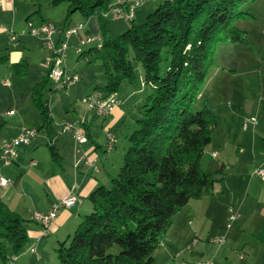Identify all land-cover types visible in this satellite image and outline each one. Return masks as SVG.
Instances as JSON below:
<instances>
[{
	"label": "trees",
	"instance_id": "1",
	"mask_svg": "<svg viewBox=\"0 0 264 264\" xmlns=\"http://www.w3.org/2000/svg\"><path fill=\"white\" fill-rule=\"evenodd\" d=\"M250 1L162 0L143 23L130 21L127 30L107 39L101 14L110 0H69L70 13L98 18L102 44L87 52L102 62L105 94H117L127 83L141 88L142 96L121 165L108 186L99 185L90 194L91 211L56 249L58 264H151L173 217L190 200L209 194L216 179L202 157L216 119L208 109L194 112L192 107L215 65L218 45L247 43L236 22L250 17L244 10ZM6 62L0 57V64ZM25 67L19 62L10 69L23 75ZM49 81L45 72L31 100L40 115L37 130L46 132L57 161L53 119L43 95ZM27 224L0 197L3 260L7 248L19 253L27 245ZM114 247L117 253L111 252Z\"/></svg>",
	"mask_w": 264,
	"mask_h": 264
},
{
	"label": "crops",
	"instance_id": "2",
	"mask_svg": "<svg viewBox=\"0 0 264 264\" xmlns=\"http://www.w3.org/2000/svg\"><path fill=\"white\" fill-rule=\"evenodd\" d=\"M27 7L16 4L14 0H0V57L7 58L6 63L0 64V90L9 98L6 102H2V97L0 100V141L15 137L22 126L37 128L40 125V115L31 100V94L33 88L45 76L48 49L42 46L43 42L40 38L27 34L19 36L15 43H11L9 32L10 30L18 32L16 27H19L20 32L26 29V24L18 20V10L26 9L25 16L29 19L32 10ZM49 21L48 18H41L40 24ZM79 22L84 25L79 24L82 29L74 35L75 38L100 36L97 17ZM254 22L255 25L245 32L247 43L224 45L226 46L223 47L226 51L224 61L220 62L217 59L215 62L217 69L227 67L224 72L234 74L232 78L238 71L245 76L243 87H237L238 91L232 88L230 92L233 97H239L238 109L242 108L244 111L250 109L251 112L255 110L254 114L245 117L255 118L257 122L249 127L255 129L249 140L250 152L242 155L243 149L238 145L237 156L230 163L225 156L220 157L221 160L217 159L221 154L219 152L224 153L225 142H221V146H217L219 147L217 149L212 148L209 153L211 160L205 166L211 173L209 166L213 163V159L217 160L215 161L217 176L214 177L211 173L216 181L209 194L190 200L173 217L164 238L154 251L151 264H198L207 261H211L212 264H239V253L245 256L248 264H264V184L253 183L245 178V170L253 171L257 167H264V138L259 136V133L264 134V131H261L264 130V28L257 23L256 18ZM63 31V28L57 29L52 40L54 42L62 40ZM82 57L87 62L94 59L92 53L87 51H83ZM19 62L26 66L23 70L24 74L20 75L22 78H28V71L32 65L41 68V71L36 73L35 80H32L26 92L24 91L23 98L20 97L19 84L11 83L14 72L10 66ZM65 67H68L66 62ZM94 68H98L96 61L91 63V71L85 72L83 77L80 76L78 83L68 90L69 95L73 92L76 94L77 91L89 94L97 90L108 96L102 88L94 86L95 82L100 80L92 71ZM76 70L77 68L69 71L77 73ZM51 83L49 81L45 87L48 94H45L44 89L43 95L45 99L49 95L46 100L53 119L52 144L56 149L57 161L50 155L46 132L40 130L28 146L18 149L17 157L11 165L3 167L0 163V175L8 180L4 187H0V197L12 212L28 221L27 235L35 240L36 244L50 235L55 237L58 244L65 241L66 237L72 235L81 218L91 211L90 194L99 185L108 186L110 179L115 176V171L116 173L118 171L115 165L108 167L103 163L106 153L110 152L106 150V134L111 131L110 127L116 126L124 119L126 113L122 106L127 99L133 93L142 96L141 88L122 83L124 87L126 86V97L119 98V94H116L121 103L107 116L108 126L101 130L105 145V149H102L103 147L93 142L98 137L91 129L97 122L96 116L92 117V113L83 109L81 105L75 106L74 101L68 103L69 107L62 101H54L53 104L50 101L51 92H55L58 88ZM77 97L75 95V100ZM59 110L62 112V120L56 114ZM63 124H70L72 128L64 132ZM127 126L129 129L126 135L133 124ZM80 130L86 133L87 141L84 143H78L73 137V133ZM215 130H218L217 122ZM125 140L124 148L128 146L126 136ZM211 144L212 141L205 150ZM99 150H103L102 158L98 157ZM31 162L34 164L31 165ZM99 162L102 164L101 167ZM42 190L45 195H41L44 194ZM69 194L75 195L76 202L71 207L59 209L57 217L44 233L39 224L32 220L33 214L37 211H48ZM26 195L31 197L29 201L24 200L27 198ZM20 196L25 198L21 200ZM229 209L238 211L239 217L226 233L224 243L220 246L215 245L211 240L215 236L222 235ZM194 239L198 240L195 244L192 243ZM32 247L36 249V246ZM30 248L28 247L27 250L29 251ZM32 254L39 257L37 249ZM13 258L15 260L11 264L17 261L16 256L11 260Z\"/></svg>",
	"mask_w": 264,
	"mask_h": 264
},
{
	"label": "rangeland",
	"instance_id": "3",
	"mask_svg": "<svg viewBox=\"0 0 264 264\" xmlns=\"http://www.w3.org/2000/svg\"><path fill=\"white\" fill-rule=\"evenodd\" d=\"M16 4H20L21 6L27 7L30 11L29 19L26 18L25 13L26 9L18 10V20L22 24H33L34 27H40L41 24V18H48L50 20L49 22L52 23L57 29L63 28L64 30L67 29H73L77 27L79 24L84 25L83 23H80L79 21H85L86 18L82 15L80 11H75L73 13H70V7H69V0H14ZM129 1H135V0H129ZM162 0H145V2L139 6L135 10V19L134 24L140 25L143 23L145 17L153 12L161 3ZM22 9V8H21ZM244 10L249 13L250 17L239 20L236 22V27L244 32H247L248 28L255 25L256 22L255 18L257 19V23L260 24L262 28H264V0H253L247 3L244 6ZM41 17V18H40ZM39 21V25H38ZM107 21V39H114L117 36H119L121 33H123L130 25V22L125 20H106ZM9 22V21H8ZM16 30L18 32H14L15 34L20 33L19 27H16ZM11 31V30H10ZM99 30V35L100 34ZM76 36H73L69 40L68 48L66 50V64L68 65V70L77 68V75L80 79V76L83 77L85 72L91 71V63L96 61L98 68H94L92 70L98 79H100L98 82H95L94 86L96 87H104L105 85V74H104V68L102 67V62L100 60L92 59V61H85L84 57H82L83 54L82 51H88L90 47H95L96 45H85L79 47V52L76 50L75 47L78 44ZM85 37V36H84ZM224 45H232L231 43H225V44H219L215 53L214 61L218 59V61H224V58L226 57V51L223 47H226ZM237 45V44H236ZM43 46V44H42ZM229 47V46H228ZM238 47V46H234ZM78 48V47H77ZM48 53L47 58H50L51 52L49 50H46ZM41 61H38L40 63ZM216 65V63H215ZM213 65L210 67L208 71V75L206 78V81L204 85L201 88L200 96L196 103L193 105L192 110L198 111L203 108L208 109L216 119V122L218 123V130H215L212 134V144L210 147H208L204 151V155L202 157V165L205 166L208 161L211 160L209 157V153L211 152L212 148H219L217 146L220 145L221 142L224 143V153L221 151L219 152L220 156H218V160H221V158H224L228 160V162L232 163V160L236 158L237 153L236 149L238 145H241V148L243 151L241 152L242 155L249 154L250 152V146H249V140L252 132L255 131V129H248V130H242L241 125L243 123V120L246 116H250L248 114H254V111H244V109H238L237 105L239 102V97H233L230 90L233 88L236 91H238L236 88H242L245 81V76L241 71H238L237 74L232 78L234 74L224 72V70L227 69V67H220L222 69H217L216 66ZM137 71L139 74H141L142 69L137 64ZM226 68V69H225ZM39 70V71H38ZM41 71V68L36 66H31L30 70L28 71V78H22L20 75L13 73L12 76V84H16V82L19 84L18 89L21 92L20 97L23 98L24 91L26 92L27 88L30 85V82L32 80H35L36 73L38 74ZM24 77V76H23ZM1 80V79H0ZM79 81V80H78ZM77 81V83H78ZM140 82V80H138ZM1 83V81H0ZM52 84V83H51ZM54 87L55 84H53ZM76 85V84H75ZM1 87V85H0ZM126 87V86H125ZM125 87L122 84L120 87V90L118 92L119 98L126 97ZM73 88V87H72ZM1 89V88H0ZM3 89V88H2ZM59 89V90H58ZM55 92H51V100L54 104V101L60 102L62 101L64 105L69 107V102H73V104H76L75 106L81 105L83 109L87 110V97L88 95L100 92V91H92L89 94L87 92L81 93L80 91H77L76 94L74 92L72 94H68L69 91H65L63 89L58 88ZM71 89V88H70ZM69 89V90H70ZM91 90V89H88ZM87 90V91H88ZM4 93V91L0 90V100L2 102H6L9 100L7 96ZM81 93V94H80ZM45 94H48V90L45 89ZM68 94V95H67ZM75 95L78 96L75 100ZM80 96V97H79ZM2 97V99H1ZM49 95L46 96V99L48 100ZM141 97L138 94H134L127 99V102L123 104V110L126 113L124 116V119L121 122H118L116 126L110 127L111 131L115 134L116 141H115V147L110 152H107L105 155V158L103 159V163L111 167L112 165H115L117 167L116 170L121 165L122 162V156L123 152H125L127 146L124 148L125 143V136L126 132L129 129L127 124L129 126H132V124L135 123V119L140 116V110H141V103H140ZM246 112V113H245ZM61 110H59L58 113H56L58 116H60V120H62ZM92 113V112H90ZM65 114V113H64ZM92 113V117H93ZM96 116V115H94ZM96 124H93L91 129H93L92 132H96V135H98L97 138L94 139L93 142H96L98 145L103 147L102 149H105L104 145V137L103 134H101V130L106 128L105 126H108L109 118L108 117H98L95 118ZM105 124V125H104ZM264 131V130H261ZM260 138H264V134L259 133ZM221 146V145H220ZM217 152V151H216ZM226 154V155H225ZM103 150L98 151V157L102 158L103 156ZM122 155V156H121ZM243 158V157H242ZM216 159H213V163L209 166V171L213 174L214 177L217 175L216 172ZM101 163L99 162V166L101 167ZM254 171V170H253ZM252 169L245 170V178L247 180H250L253 183L257 184H264V182H261L259 178L255 177L253 175ZM116 174V171L114 175ZM45 195L46 193L44 190H42ZM27 196V195H26ZM25 196L19 197V199L23 200ZM31 197L27 196L24 200L29 201ZM235 211L234 209H232ZM236 213H239L238 211H235ZM240 214V213H239ZM234 224L232 225V227ZM230 229H225L222 231V235L225 237L226 233ZM28 237V235H27ZM68 237H66L67 239ZM65 239V240H66ZM35 240H32L30 236L28 237V243L27 245L21 250L19 253H14L10 248H7L6 253V260H3L0 257V264H11L10 260L12 257H17V261L15 264H58L57 256H56V249L59 246L57 241H55L54 236H48L44 238L40 243L36 244L34 243ZM58 244V245H57ZM36 246L37 254L36 256L32 253H29L27 250L28 247ZM118 248L114 247L112 248V253H117ZM39 259H38V258Z\"/></svg>",
	"mask_w": 264,
	"mask_h": 264
},
{
	"label": "built area",
	"instance_id": "4",
	"mask_svg": "<svg viewBox=\"0 0 264 264\" xmlns=\"http://www.w3.org/2000/svg\"><path fill=\"white\" fill-rule=\"evenodd\" d=\"M111 1H119L123 2V9L119 10H110L109 3L107 5L106 10L101 14L102 17L106 20H125V21H133L135 19V10L141 6L145 0H110ZM82 29V26L78 25L73 29H67L63 31V39L58 42H54L52 40V36L57 32V28L50 22L43 23L40 27H34L33 24H26V29L21 31L19 34H15L13 31L10 32V41L11 43H15L17 38L21 35H30L33 37H38L42 40L44 47H46L50 52L51 56L45 62V69L48 76V79L55 84L56 88L63 89L68 91L72 88L77 81L79 80L78 75L75 72H70L65 67L66 60V50L68 48L69 40L72 36L76 35L79 30ZM84 45H101V37L100 36H86L85 38H81L78 41L77 46L75 47V51L77 47ZM121 103L120 99L116 94H111L108 96H104L102 92L96 94L89 101H87V111L92 112L94 115L98 117H107L109 116L113 110L119 106ZM11 114V113H10ZM257 122L255 118L249 117L245 118L244 122L241 126L242 130H248L251 125H255ZM72 128L70 124H63L62 130L67 132ZM38 130L36 127H27L22 126L18 134L10 139H3L0 141V163L3 167H7L11 165L17 157L18 149L20 147L28 146L31 141L37 136ZM74 139L78 143H84L87 141L86 134L83 130L75 131L73 133ZM116 141L115 134L112 131L107 132L106 134V150L111 151L114 147ZM214 156V155H212ZM34 163L31 162V165ZM253 175L261 180H264V167H257L253 171ZM8 183V180L0 175V187H4ZM76 202V197L73 194H69L63 198H61L58 203L54 204L48 211L45 212H35L32 216V220L39 224L45 233L49 228L50 224L57 217V213L61 208H68L74 205ZM239 214L229 209L226 222L225 229H230L232 225L238 219ZM198 240L194 239L192 241L195 244ZM225 241V237L223 235L215 236L211 242L215 245H222ZM31 253H35L36 249L31 247L29 249ZM14 258L11 260V263L14 262ZM239 264H248L245 256L242 253L238 254ZM176 264H184V263H176ZM198 264H212L211 261L200 262Z\"/></svg>",
	"mask_w": 264,
	"mask_h": 264
},
{
	"label": "bare ground",
	"instance_id": "5",
	"mask_svg": "<svg viewBox=\"0 0 264 264\" xmlns=\"http://www.w3.org/2000/svg\"><path fill=\"white\" fill-rule=\"evenodd\" d=\"M109 9L110 10H119V9H123V2H119V1H111L109 2ZM134 20V19H133ZM30 24V23H29ZM101 44H102V40H101ZM85 46V45H84ZM97 47H100L101 45H96ZM81 47V46H80ZM80 48H77V51L79 52ZM100 92H95L92 93L90 95H88L87 97V101L90 100V98H92L93 96H95L96 94H99Z\"/></svg>",
	"mask_w": 264,
	"mask_h": 264
}]
</instances>
